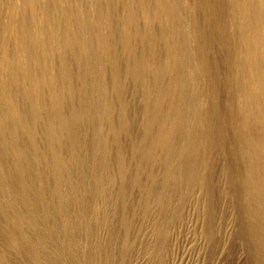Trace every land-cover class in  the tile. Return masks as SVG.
Masks as SVG:
<instances>
[{"label": "rangeland", "instance_id": "1", "mask_svg": "<svg viewBox=\"0 0 264 264\" xmlns=\"http://www.w3.org/2000/svg\"><path fill=\"white\" fill-rule=\"evenodd\" d=\"M0 264H264V0H0Z\"/></svg>", "mask_w": 264, "mask_h": 264}, {"label": "bare ground", "instance_id": "2", "mask_svg": "<svg viewBox=\"0 0 264 264\" xmlns=\"http://www.w3.org/2000/svg\"><path fill=\"white\" fill-rule=\"evenodd\" d=\"M251 9V8H250ZM260 20V19H259ZM263 29V28H262ZM263 37V36H262ZM57 75V74H56ZM146 76V75H145ZM30 129V128H29ZM20 144V143H19ZM28 148V147H27ZM31 154V153H30ZM32 155V154H31ZM32 157V156H31ZM68 189V188H67ZM69 200V199H68ZM69 212V211H68ZM84 217V216H83ZM45 236V235H44ZM98 256V255H97Z\"/></svg>", "mask_w": 264, "mask_h": 264}]
</instances>
